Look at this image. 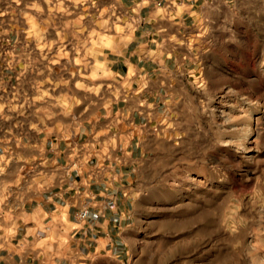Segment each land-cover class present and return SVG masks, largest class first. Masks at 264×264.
<instances>
[{"label": "rangeland", "instance_id": "rangeland-1", "mask_svg": "<svg viewBox=\"0 0 264 264\" xmlns=\"http://www.w3.org/2000/svg\"><path fill=\"white\" fill-rule=\"evenodd\" d=\"M52 1L36 31L52 60L24 102L74 132L121 95L96 58L132 24L96 0ZM190 44L162 118L146 130L119 264H264V0L212 1Z\"/></svg>", "mask_w": 264, "mask_h": 264}, {"label": "crops", "instance_id": "crops-1", "mask_svg": "<svg viewBox=\"0 0 264 264\" xmlns=\"http://www.w3.org/2000/svg\"><path fill=\"white\" fill-rule=\"evenodd\" d=\"M51 1L0 0V264H119L147 127L162 118L214 0H96L97 11H122L132 24L96 58L121 95L74 132L24 102L52 60V42L36 35Z\"/></svg>", "mask_w": 264, "mask_h": 264}, {"label": "bare ground", "instance_id": "bare-ground-1", "mask_svg": "<svg viewBox=\"0 0 264 264\" xmlns=\"http://www.w3.org/2000/svg\"><path fill=\"white\" fill-rule=\"evenodd\" d=\"M264 84V83H263ZM246 102V101H245ZM232 106V105H231ZM225 109V108H224ZM227 109V108H226ZM230 108H228L227 110H229ZM226 110V111H227ZM231 110V109H230ZM222 111H223V109H222ZM221 112V111H220ZM226 114V113H225ZM228 114V113H227ZM224 116V115H223ZM226 117H228V116H226ZM233 125V124H232Z\"/></svg>", "mask_w": 264, "mask_h": 264}]
</instances>
